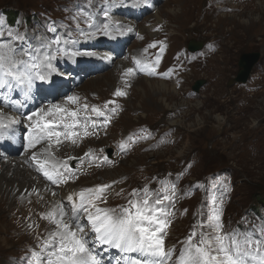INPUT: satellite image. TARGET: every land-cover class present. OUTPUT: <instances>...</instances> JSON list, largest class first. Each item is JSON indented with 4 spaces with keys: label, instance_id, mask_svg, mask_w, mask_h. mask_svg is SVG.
I'll use <instances>...</instances> for the list:
<instances>
[{
    "label": "rangeland",
    "instance_id": "1",
    "mask_svg": "<svg viewBox=\"0 0 264 264\" xmlns=\"http://www.w3.org/2000/svg\"><path fill=\"white\" fill-rule=\"evenodd\" d=\"M119 17L126 22H118ZM105 23L109 36L96 30ZM130 23L134 27L128 32ZM144 25L152 27L151 33L139 32ZM0 33V44L17 51H46L45 45L58 36L62 49L96 53L59 56L54 61L58 74L48 82H35L31 90L64 79L51 101L43 102H63L69 95L100 108L106 101L116 102L109 106L116 111L109 113L111 122L106 127L81 138L60 156L59 160H68L76 157L74 153H84L80 157L92 153L91 160L85 157L84 165L79 159L68 160L79 174L70 182L77 189L112 184L107 204L100 206L117 207L126 204L133 189H158L161 180L174 183L175 216L165 244L177 253L196 222L204 218L200 214L208 212L213 195L223 199L225 232L259 238L264 227V0H0ZM191 42L201 43L202 49L193 53ZM257 51L262 58L250 81L236 83L242 55ZM138 59L153 65L157 75L137 72L125 77L126 68L136 67ZM120 60L126 63L122 69H118ZM133 77L139 85L146 84L142 77L167 81L169 90L138 88ZM126 80L130 87H125ZM198 80L205 83L195 91ZM117 89L127 95L115 97ZM40 90L46 98V88ZM21 91L13 88V99L0 101V107L14 112L9 107L19 100L16 94ZM92 118L104 119L95 114ZM140 135L149 138L136 139ZM130 137L133 142L127 151L122 150L120 145ZM22 154L21 149L18 155ZM216 180L224 181L228 190L219 185L213 188ZM6 199L4 203L0 200V264H27L31 251L38 250L37 237H46L53 225L36 210L30 211L27 202H13L8 195ZM95 251L107 261L102 264H112L115 259L125 264V254L119 250L96 246ZM130 255L143 259L139 254Z\"/></svg>",
    "mask_w": 264,
    "mask_h": 264
},
{
    "label": "snow or ice",
    "instance_id": "2",
    "mask_svg": "<svg viewBox=\"0 0 264 264\" xmlns=\"http://www.w3.org/2000/svg\"><path fill=\"white\" fill-rule=\"evenodd\" d=\"M114 29L123 35L119 26H114ZM49 30L56 31L55 28ZM96 30L104 36L111 35L107 23L97 26ZM127 31L133 29L129 27ZM61 43V38L57 36L45 45L47 50L43 52L28 49L17 51L9 44H0V89L10 92L13 88H20L27 95L35 82H48L58 74L54 61L59 56L96 55L95 52L67 51L60 47ZM53 45H56L54 50ZM135 63L136 67L126 68L125 77L134 76L137 72L157 75L153 65L139 59ZM130 86L126 80L125 87ZM114 95L124 97L127 92L117 89ZM115 103L106 101L100 108L82 103L77 95H69L61 103L41 107L28 115L26 120L31 131L26 147L36 149L30 152L36 171L53 186L63 188L70 182L74 183L79 174L68 160L79 159L83 163L85 157L92 159V153H85V157L69 156L68 160H59L55 152L65 142L75 146L81 138L96 135L97 128L106 127L111 122L109 113L116 111L114 106H109ZM92 114L104 117L103 121L93 119ZM18 124L20 120L6 118L0 110V138L9 134L14 136V126ZM148 138L145 135L136 137L140 140ZM132 142L133 138L130 137L120 145L121 149L127 151L128 144ZM103 159L108 161L106 156ZM160 185L154 190L147 186L133 189L128 194L131 198L126 204L117 207L100 206L107 204L108 190L112 184L68 192L41 215L53 228L46 237H37L40 241L38 250L31 251L27 264H102L95 251L96 246L119 250L125 254V264H264V227L259 230V238L255 234L225 232L222 223L223 199L216 195L211 197V207L207 213L200 214L204 218L197 222L179 252L175 248H168L165 237L175 216L177 186L166 180H161ZM217 185L228 190L222 180H216L213 188ZM45 191H49L53 197L57 195L51 189L45 188ZM130 254H139L143 259L133 258Z\"/></svg>",
    "mask_w": 264,
    "mask_h": 264
},
{
    "label": "bare ground",
    "instance_id": "3",
    "mask_svg": "<svg viewBox=\"0 0 264 264\" xmlns=\"http://www.w3.org/2000/svg\"><path fill=\"white\" fill-rule=\"evenodd\" d=\"M117 19H118V22H123V24L126 22L125 18L119 17ZM156 19L158 21L162 20L158 13H156ZM132 24L129 25V27L131 28L134 27ZM151 29L152 27L144 25L142 28L140 27L139 32L142 31L143 33L145 32L151 33ZM110 55L111 53H109V56ZM118 64H119L118 69H122L126 66V63L123 60H120ZM113 75L116 76V72ZM142 78L146 81L145 82L146 84L139 85V82H137V79L133 77L132 79L134 81L133 85L138 88H140L141 86L142 87L149 86V88L156 90V91L159 90V92L161 93L169 90L167 81L153 80V79H149L148 77H142ZM59 82H60L59 79H57L56 81H53L54 88H56ZM172 90L177 91L176 86H173ZM60 94L61 92L59 93V95ZM52 97L53 96H51L47 102H50ZM47 102H43L41 104V107L48 106L49 104ZM57 103H61V102H57ZM36 104L37 102L34 101V102H31L30 106H35ZM37 109L39 110V107ZM0 110L3 111L4 116L6 118H11V117H15L16 119L20 118L18 114L12 112L11 110L7 108L0 107ZM28 113L29 112L26 110L24 114L21 116V119L23 118L26 119ZM26 130L27 129L25 128V126L20 123L15 132L19 135H23ZM11 143L15 146H13ZM20 147H21V143L19 141H15V140L13 141L9 136L0 138V159H1V162H0V200L3 201L2 203H4V201L7 200L6 197L8 195L9 198H11L13 202L18 200L20 204H24V205L27 202L30 205L29 210L30 211L36 210L38 215H40L41 217L43 213L47 212V210H50L52 208L54 202L61 200L68 192L72 190L78 191L79 189H77V187L73 185L72 183H69V185H65L63 188L57 187L58 188L57 190L54 189V187H51V185L48 182H46V180L42 178V176H39L36 173L35 164L30 159V152L36 151V149H32V150L28 149L27 151H25L26 147L24 149L22 148V150L25 151V154L24 155L22 154L21 156V155H18V152L21 150ZM71 148H73V146H71L69 142L65 143L63 146H60L59 151L55 152L56 158L60 159V156L66 154V152L70 150ZM81 154H84V153H81ZM81 154L78 155L77 153H74V156L80 157ZM108 155L109 157H111L112 151L111 153L109 152ZM64 160L66 159L64 158ZM84 164L86 163H82V165ZM45 188L51 189V191H55L57 195L55 197L51 196L49 191H45ZM33 189H35L36 191L33 192ZM36 221L39 222L40 218H36ZM97 256H98V259H100L99 258L100 255L98 254Z\"/></svg>",
    "mask_w": 264,
    "mask_h": 264
},
{
    "label": "water",
    "instance_id": "4",
    "mask_svg": "<svg viewBox=\"0 0 264 264\" xmlns=\"http://www.w3.org/2000/svg\"><path fill=\"white\" fill-rule=\"evenodd\" d=\"M202 46L203 45L201 43L196 44L191 42L189 44V49L191 51H199L202 49ZM261 55L262 54L260 51L243 54L242 58L239 61L240 70L234 81L238 83H245L248 80L256 64L260 61ZM204 83L205 81L203 80L196 81L195 85L193 86V89L195 91H199V89L203 86ZM108 151L111 153L112 150L108 149Z\"/></svg>",
    "mask_w": 264,
    "mask_h": 264
},
{
    "label": "flooded vegetation",
    "instance_id": "5",
    "mask_svg": "<svg viewBox=\"0 0 264 264\" xmlns=\"http://www.w3.org/2000/svg\"><path fill=\"white\" fill-rule=\"evenodd\" d=\"M260 52H261V51H260ZM261 54H262V52H261ZM261 58H262V55H261ZM259 62H260V61H259ZM259 62H258V63H259ZM258 63H257V64H258ZM257 64H256V65H257ZM252 74H253V72L250 74L248 80H247L245 83H240V84H247V83L250 81V78H251ZM237 75H238V73H237ZM236 83H238V82H236ZM231 180H233V179H231Z\"/></svg>",
    "mask_w": 264,
    "mask_h": 264
}]
</instances>
